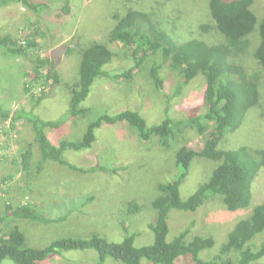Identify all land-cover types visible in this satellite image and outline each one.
Returning <instances> with one entry per match:
<instances>
[{
  "label": "trees",
  "instance_id": "obj_1",
  "mask_svg": "<svg viewBox=\"0 0 264 264\" xmlns=\"http://www.w3.org/2000/svg\"><path fill=\"white\" fill-rule=\"evenodd\" d=\"M11 3H20L32 11L34 26L33 30L25 32L23 37L0 31V47L6 53L16 58L23 57L31 63V68L25 69L24 72L25 79L31 78L25 82L24 91L31 93L35 98V104L40 105L45 93L42 95L34 93L33 88L43 85L45 87L51 80L54 84H59L62 76L55 68V62L41 53L36 38L37 36L46 38L49 32L64 30L67 20L72 16V2L0 0V8ZM256 3L257 0H208L211 18L209 23L201 24L200 28L204 33H216L215 43L198 38L190 39L187 35L178 37L177 21H173L171 25V22H168L170 19L155 14L153 10L129 8L124 13L117 12L113 16L114 24L108 42H94L83 46L79 77L69 85V107L60 118L47 120L35 113L34 109L28 111L25 107L12 113L6 107V103L1 102V122L8 118L12 119V128H15V124L20 120L30 122L35 144H38L41 153L39 161L35 164L37 171L50 161L84 173L103 172L112 175L119 170L127 169L117 165L108 167V161L104 156L100 157L107 165L98 164L86 168L64 157L67 150L91 149L98 140L97 131L103 124L112 126L123 124L127 126L126 130H129L130 146L133 148L139 140L145 144L161 145L164 150L177 145L176 157L180 172L178 171L171 180L158 184L159 194L151 202L156 214L147 225L154 234V240L142 246L135 243L140 234L138 228L130 232L124 221V218L131 219L142 210L143 207L138 200H127L120 209L124 230L120 241H111L99 233H93L88 237L56 238L46 246L35 247L28 245L23 222H43L52 225L66 220L68 215L50 217L44 214L43 209L36 203L27 201L18 203L9 198L0 210V264L6 259L12 260L15 264H50L51 257H62V252L69 250H94L99 258L97 264H105L109 258L114 264H144V260L153 264H175L180 257L185 261L188 259L186 257H189L193 264H252L263 259L264 202L252 208L247 217L241 219L229 233L227 232L226 242L210 259H203L201 253L213 248L215 239L202 235L190 237L198 223L197 217L181 228L182 230L175 236L169 237L171 230L169 218L173 210L195 213L216 196L222 198L230 211L245 209L253 202V186L264 168V148L246 145L233 147L236 149L228 148L230 136H225L242 126L251 107L260 106L259 113L264 115L260 90V87L264 90V17L259 19L255 13L253 7L255 8ZM165 19L171 29L165 25ZM39 28H45L46 31ZM254 35L258 36L256 44L253 42ZM117 43H121L125 48L123 53H120L122 61L131 62V65L120 73L111 74L105 67L118 56V52L110 47V44ZM72 51L73 49H70V52ZM156 55L160 58L155 57ZM151 57H154L152 62L146 63ZM15 66L21 67L19 63H15ZM167 67L172 71L170 72ZM145 70L150 73V79L156 88L165 95L166 117L162 122L149 125L139 111L125 109L115 114L104 113L89 122L80 140L63 139L57 145L50 140L46 132L48 128L52 130L61 128L67 120L85 116L91 110L82 104L89 97L98 78L131 79L135 73L139 74ZM170 74L178 77L175 84L176 96L181 95L193 79L197 77L202 79L206 105L202 114H191L187 117L169 114L174 95L163 92V89ZM189 129H197L201 135L210 133L199 151L187 146ZM30 147L20 154L18 161L23 166V171L29 175L33 168L31 162L33 147ZM196 158L209 162L207 166L209 169L203 182L201 181L196 190L184 199L180 187L189 176ZM3 180L5 182L10 179ZM3 190L8 193V189ZM142 194L146 205V191H142ZM90 203L95 206L94 195L88 196L80 205L86 206ZM80 205L73 207L72 214H87ZM5 227L7 230L3 231Z\"/></svg>",
  "mask_w": 264,
  "mask_h": 264
},
{
  "label": "rangeland",
  "instance_id": "obj_2",
  "mask_svg": "<svg viewBox=\"0 0 264 264\" xmlns=\"http://www.w3.org/2000/svg\"><path fill=\"white\" fill-rule=\"evenodd\" d=\"M72 16L67 20V25L61 32H49L46 38L37 36L41 53L46 54L55 63V68L61 74V83L54 84L51 80L47 86H35L32 92L45 98L40 105L35 104V98L31 93L24 91L25 69L31 68V63L23 57L16 58L6 53L0 47V104L6 103V107L14 113L25 107L28 111L34 109L44 119L55 120L60 118L68 110L70 97V83L79 77L81 52L83 46L94 42H108L110 31L114 24V14L124 13L129 8L141 10H153L170 19L173 25L177 21L178 37H190L204 39L215 43L217 34L204 33L201 24L209 23L211 12L208 0H71ZM255 13L262 19L264 17V0H257ZM34 14L20 3H11L0 8V31L11 32L17 37H23L25 32L33 30L32 21ZM165 19V23H166ZM166 23L165 25H167ZM168 29H171L168 27ZM46 31L45 28H39ZM259 34V33H258ZM76 39H73V37ZM55 37V38H52ZM59 39V40H57ZM258 36L254 35L256 44ZM110 47L118 52L113 62L106 65L109 72L120 73L129 68L131 62L122 61L123 50L121 43L110 44ZM70 49H73L70 52ZM157 58V55L155 56ZM151 57L146 63H151ZM19 63L21 67L15 66ZM171 72V68L167 67ZM174 74V73H173ZM170 74L164 85L163 92L174 95L171 100L170 115L189 116L202 114L206 109L203 97V82L200 77L193 79L184 88L181 95H175V84L178 77ZM148 71H140L132 75L131 79L123 78L113 80L108 77H100L96 80L92 92L85 102L84 107L91 110L85 115L69 119L58 129L46 130L47 135L54 144H59L63 139L80 140L86 128L92 120L104 113L115 114L125 109L139 111L149 125L160 123L166 117L165 95L156 88L150 79ZM262 102L264 104V90L260 87ZM262 105V104H261ZM264 108V105L262 106ZM260 106L251 107L244 119L242 126L234 133H227V147L259 146L264 148V115L259 113ZM12 119L0 121V210L9 198L20 201L36 203L43 209L44 214L50 217L68 215V218L57 224L48 225L43 222H28L23 226L28 236V245L43 247L52 240L61 237L80 236L88 237L93 233H99L111 241H120L123 238L120 209L127 200H138L142 210L131 219L124 218L130 232L140 234L136 238V245H147L154 240V234L147 227L150 220L156 214V209L151 204L152 199L159 194L158 184L169 181L180 172L177 166V145L164 150L158 144H145L138 141L130 146L129 130L126 125L103 124L97 131L98 140L91 149L82 151L67 150L64 157L79 166L90 167L107 162L101 159L104 156L108 161V167L123 166L127 169L119 170L116 174L110 173H84L64 167L50 161L38 170L35 164L39 161L41 153L38 144H35V136L30 127V122L20 120L12 128ZM133 130V129H132ZM135 133L136 131L133 130ZM187 146L199 151L210 133L199 134L197 129L187 131ZM224 140V139H223ZM222 144L224 143L221 142ZM220 145L222 146V144ZM32 146L33 168L29 175L22 169L20 154ZM97 160V161H96ZM99 162V163H98ZM209 162L196 158L193 161L191 172L181 184L182 197L187 198L206 178ZM264 171V168H262ZM256 179L253 192L254 198L250 207L230 211L227 209L221 197L216 196L197 212H185L173 210L170 214V234L175 236L181 228L187 225L194 217L198 223L191 232L195 235L211 236L215 239V246L202 251L203 259H210L219 251L220 246L227 240L234 226L244 217H247L252 208L264 202V172ZM176 174V175H175ZM175 175V176H174ZM9 178V181L3 179ZM202 181V182H201ZM21 185V187L19 186ZM3 189H8V193ZM142 191H146L147 203ZM50 193L51 195H47ZM90 195L95 196V206L80 205L81 201ZM67 199H64V198ZM80 205L86 215L72 214L73 207ZM77 210V208H74ZM79 212H82L78 209ZM197 215V216H196ZM25 223V224H24ZM9 229V228H8ZM7 227L3 231H6ZM227 234V235H226ZM62 257H51L50 264H97L98 254L94 250H69L63 251ZM176 260L175 264H193L189 257ZM190 259V260H189ZM112 259H107L105 264H114ZM144 264H153L147 260ZM3 264H15L6 259ZM252 264H264V257Z\"/></svg>",
  "mask_w": 264,
  "mask_h": 264
}]
</instances>
